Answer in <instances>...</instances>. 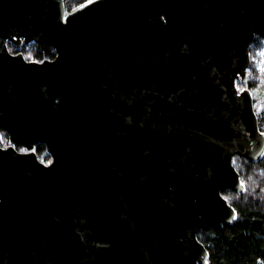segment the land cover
I'll list each match as a JSON object with an SVG mask.
<instances>
[{
    "label": "water",
    "instance_id": "95a60500",
    "mask_svg": "<svg viewBox=\"0 0 264 264\" xmlns=\"http://www.w3.org/2000/svg\"><path fill=\"white\" fill-rule=\"evenodd\" d=\"M263 32L264 0H0V264H208L232 157L264 156Z\"/></svg>",
    "mask_w": 264,
    "mask_h": 264
},
{
    "label": "trees",
    "instance_id": "16d2710c",
    "mask_svg": "<svg viewBox=\"0 0 264 264\" xmlns=\"http://www.w3.org/2000/svg\"><path fill=\"white\" fill-rule=\"evenodd\" d=\"M84 1L64 0V5L69 10ZM8 47L15 52L12 43H8ZM21 52L32 60L43 57L34 42L23 44ZM249 56L246 83L238 80L237 87H247L251 91L258 126L264 131V32L256 34L251 41ZM7 144L8 134L0 127V145ZM34 149L40 161H50L44 144L39 143ZM232 164L243 182L244 191L238 193L228 189L221 193L236 210V218L222 226L205 225L199 230L198 239L208 251V264H264V156L257 162L233 156Z\"/></svg>",
    "mask_w": 264,
    "mask_h": 264
},
{
    "label": "flooded vegetation",
    "instance_id": "af4514ba",
    "mask_svg": "<svg viewBox=\"0 0 264 264\" xmlns=\"http://www.w3.org/2000/svg\"><path fill=\"white\" fill-rule=\"evenodd\" d=\"M15 47V46H14ZM11 51V50H10ZM18 50H16V47H15V52L11 51L12 53H16ZM15 147L18 149V150H22L21 147L19 145H15ZM20 147V148H19Z\"/></svg>",
    "mask_w": 264,
    "mask_h": 264
},
{
    "label": "snow or ice",
    "instance_id": "6c2138e0",
    "mask_svg": "<svg viewBox=\"0 0 264 264\" xmlns=\"http://www.w3.org/2000/svg\"><path fill=\"white\" fill-rule=\"evenodd\" d=\"M240 91H244L243 89H240ZM241 183H243V182H241Z\"/></svg>",
    "mask_w": 264,
    "mask_h": 264
},
{
    "label": "rangeland",
    "instance_id": "374dc122",
    "mask_svg": "<svg viewBox=\"0 0 264 264\" xmlns=\"http://www.w3.org/2000/svg\"><path fill=\"white\" fill-rule=\"evenodd\" d=\"M26 57V56H25Z\"/></svg>",
    "mask_w": 264,
    "mask_h": 264
}]
</instances>
